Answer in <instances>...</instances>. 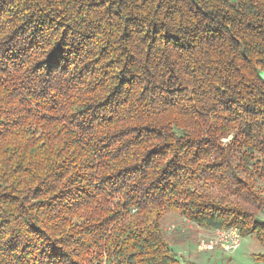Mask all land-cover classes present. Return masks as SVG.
Returning a JSON list of instances; mask_svg holds the SVG:
<instances>
[{"label":"trees","instance_id":"16d2710c","mask_svg":"<svg viewBox=\"0 0 264 264\" xmlns=\"http://www.w3.org/2000/svg\"><path fill=\"white\" fill-rule=\"evenodd\" d=\"M263 209L264 0H0V264H183L166 214Z\"/></svg>","mask_w":264,"mask_h":264},{"label":"rangeland","instance_id":"374dc122","mask_svg":"<svg viewBox=\"0 0 264 264\" xmlns=\"http://www.w3.org/2000/svg\"><path fill=\"white\" fill-rule=\"evenodd\" d=\"M229 140L223 142L227 143ZM183 218L186 217L182 216L179 211L169 212L164 217V224L168 230L173 225L178 231L185 232L178 237L181 241L174 248L182 258L183 264H264V260L257 258V255H264V245L258 243L254 238L255 235L244 237L240 249L233 255L219 251H198L197 241L200 230L198 226L200 224L191 220L184 221ZM260 219L264 220V209L261 211Z\"/></svg>","mask_w":264,"mask_h":264},{"label":"built area","instance_id":"2783aa9c","mask_svg":"<svg viewBox=\"0 0 264 264\" xmlns=\"http://www.w3.org/2000/svg\"><path fill=\"white\" fill-rule=\"evenodd\" d=\"M184 221L188 219L183 218ZM197 224H195L196 226ZM197 249L200 252H222L228 255L235 254L241 247L243 235L239 228H207L199 225ZM177 229L171 225L169 230ZM180 256V255H179Z\"/></svg>","mask_w":264,"mask_h":264}]
</instances>
